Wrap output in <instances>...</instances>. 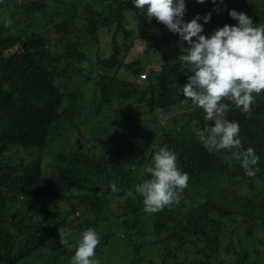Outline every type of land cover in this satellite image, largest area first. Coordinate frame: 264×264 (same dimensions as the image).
I'll return each mask as SVG.
<instances>
[{
	"label": "trees",
	"instance_id": "16d2710c",
	"mask_svg": "<svg viewBox=\"0 0 264 264\" xmlns=\"http://www.w3.org/2000/svg\"><path fill=\"white\" fill-rule=\"evenodd\" d=\"M203 4L211 13L204 23L207 36L238 23L229 15L232 5L254 24H264V0ZM129 13L144 30L147 48L159 51L164 60L150 67L153 79L146 84L118 76L124 66L134 77L145 69L139 60L123 65L121 59L130 35ZM9 19L13 23L6 27ZM101 31L112 37V54L97 53L91 60L87 50ZM122 31L124 43L119 40ZM187 47L164 24L149 21L133 0H0V264H21L42 249L53 254L51 264H60L74 256L75 248L61 245L59 230H70L69 241L75 244L83 231L99 232L102 224L108 231L99 237L96 254L103 242L122 234L133 256L130 264H147V252L154 256L148 264H190L181 253L185 246L200 244L205 257L200 264H216L218 258L210 259L221 251L224 227L245 224L252 240L256 231H264V92L253 94L250 118L234 105L225 117L239 122L242 149L252 147L260 156L254 176L246 175L232 150L209 151L200 140L198 133L214 126L201 109L187 119L185 115L178 129L157 127L172 107L184 105L183 95L181 102L174 101L172 86L173 80L185 85L192 75L185 73L190 66L177 61ZM75 76L84 89L69 88L66 80L77 84ZM87 86L93 93L90 108ZM106 109L111 110L108 116ZM123 127L133 130L128 138L113 133ZM165 146L177 154L189 186L179 193L178 203L153 213L151 234L135 185L143 167H152L154 154ZM112 183L119 188L116 194ZM242 183L248 195L237 190ZM112 201L120 215L108 210ZM262 236L257 241L264 247ZM145 238H154L152 246L143 243ZM233 240L225 248L234 255L230 264H252V258L264 256L258 246L249 250L240 236Z\"/></svg>",
	"mask_w": 264,
	"mask_h": 264
},
{
	"label": "clouds",
	"instance_id": "9594fccd",
	"mask_svg": "<svg viewBox=\"0 0 264 264\" xmlns=\"http://www.w3.org/2000/svg\"><path fill=\"white\" fill-rule=\"evenodd\" d=\"M135 8L151 21L155 18L164 24L173 34H178L180 41L188 47L178 57L182 65L190 66L185 72L192 73L188 82L182 87L176 85L178 94L192 102L195 107L204 111V119L214 122L208 124L198 135L209 151L232 150L233 155L241 161L246 175L254 176L260 156L252 147L242 149L238 138L240 125L238 121L225 119L231 105L239 109L246 118H250L254 95L264 92V24L256 25L246 13L229 11L236 25L225 24L210 36L204 35L203 20L208 23L211 13L197 15L190 22L184 20L186 13L185 0H133ZM205 3L206 0H197ZM215 4L217 0H212ZM223 3V0H220ZM13 21L8 20L6 27ZM195 38V39H194ZM143 76H145L143 78ZM149 75L140 74V82L148 81ZM177 154L166 146L160 148L152 158L153 166L147 168L150 179L135 185V194L143 197L144 211L158 213L165 207L178 203L179 193L188 188L189 175L177 166ZM111 192L116 194L119 188L115 183L110 185ZM127 195L134 198L132 190ZM70 230H59L62 246L75 248L71 264H99L93 259L96 249L101 244L93 228L83 231L81 239L75 244L69 241Z\"/></svg>",
	"mask_w": 264,
	"mask_h": 264
},
{
	"label": "rangeland",
	"instance_id": "374dc122",
	"mask_svg": "<svg viewBox=\"0 0 264 264\" xmlns=\"http://www.w3.org/2000/svg\"><path fill=\"white\" fill-rule=\"evenodd\" d=\"M185 2H186L187 10H186L184 19L186 22L191 21L192 17L195 18L197 15H200V16L207 15V8H205V4L198 3L197 0H185ZM233 9L238 11L237 5H232L231 10H233ZM126 21H127L126 29L130 33V35L128 37L127 44L121 47V49L123 50V52H122L123 57L121 58L123 65L131 63L134 60H139L143 64V67L145 68L144 71L142 72V74L146 73L148 75V70L150 69L151 66L152 67H159L163 64L164 60L161 57L159 51H157L156 49H148L147 48L146 40L143 39V38H146L144 30L139 27L138 22L135 19H133V15L131 13L127 14ZM199 23L204 24L203 21L202 22L199 21ZM208 27L209 26L205 25L204 30L207 29ZM113 30H114V28H112V31ZM123 37H124V35H123V31H122L119 34V40H121ZM111 40H112V37L107 31H101L100 34H98L96 40L90 44L89 49L87 50L89 52L88 54H89V57L91 58V60L95 59L94 55H96L97 53L102 57H110L112 54ZM121 41H122V43H124V40H121ZM166 45H167L166 41H162L160 43V46L163 48L164 51L167 48ZM126 47H129V49L126 50ZM86 73H88V71H86ZM118 76L120 78H123V79H128L129 82L134 80V79L138 80V78L136 76L134 77L133 73L129 72L125 66L122 68V70ZM149 77H148V81L152 82L153 77L152 76H149ZM74 78H75V81L77 82V84H75L74 81L71 82L69 80H66V82H67V84L71 90H74V88L76 86H79L82 89H84L86 87L85 85H83L81 79H78L76 76ZM136 82L138 83V81H136ZM147 82H144V84H146ZM176 85L182 87L183 84L179 83L178 80H173L172 89L174 91V101L175 102H181L182 94H178L177 89H176ZM90 91H91L90 87L87 86V91H86V93H84L86 96L85 102H86L87 107H89V108L93 107V104L88 103L89 100H92V97H93V95H92L93 93ZM177 108H179V109H177ZM198 110H199L198 107H195L193 104L190 106V104L185 99L184 105H177L176 104V107H174V108L172 107L170 109L169 114H167L166 117L164 118V120H162L163 124H159V125H157V127L165 128V129H169L170 127H174V128L178 129V128H180L179 127L180 124H183V118H185L184 117L185 115H186V119H187V114H191V113L196 112ZM110 114H111V110L109 109V111H108V109H106L104 116L105 115L108 116ZM97 119H100V118H97ZM94 122H98V121L93 120V123ZM131 132H133V130L131 131V128H125V127L121 128V129L113 130L114 134H119V135H122L126 138L129 137ZM126 138H124V139H126ZM67 139H68V144H67ZM77 139H81L82 141L87 142L85 139H83V137H77ZM64 142L67 145L72 143L71 137L68 134H67V137L64 138ZM57 145H59V144H57ZM24 154L29 155L26 152ZM148 167H151V164L147 163L143 167V169L141 171V176H139L138 183H142L148 175H151L150 173L147 172ZM236 188L239 192L243 193L244 195H248V194H246V193H248V186L246 183H242L239 186H237ZM181 197L183 200L184 199L188 200V198H186V197H183V196H181ZM108 210L110 211V213H112L111 215H113V216L120 215L119 205L116 204L114 201H112L110 203ZM142 220L148 226V228H149L148 232L153 234V229H152L153 228V226H152L153 213H146L145 212L143 217H142ZM224 230H225V236L221 240V251L217 257L212 255V257L210 259V263H212L214 261L213 260L214 258H218V260L215 261L216 264H230V263H232L234 261V259H233L234 255L225 251V248H226V246H228L231 238H233L234 239L233 241L236 242V241H238L239 236H240V238H242V240H244L245 246L247 248H249V250H253V248H256L258 246V249H260L261 251L264 252V247L259 246V242L257 241V240L262 241V237H263L262 235L264 234L263 230L262 231L261 230L256 231L254 240H252L250 237L247 236L245 224H243V225L242 224L240 225L238 223L234 224V225L229 224L228 226L224 227ZM233 230H237V234L234 236H231L230 232H232ZM106 231H108L107 225L102 224L99 232H97L98 238L101 237ZM121 236H122V234H117L115 236V238H113L111 241L103 242L100 252H98L93 259L97 260L99 262V264H130L132 257H133L131 252H130L131 249L127 246L126 242L121 238ZM71 237L72 236H69V239ZM153 242H154V238H145L143 240V243L146 246H152ZM202 248H203V244H200L198 247H196L194 245L185 246L184 250L181 253V259L184 262H187L190 264H200L202 261H205V257H204V254L202 252ZM146 254H147V264H148V262L150 260H153L154 256L150 252H147ZM52 256H53V254L50 252V250L42 249V250L35 251L34 253H32L21 264H51ZM71 260H72V257L66 258L62 262H60V264H71ZM258 261L264 262V256H261L259 258H256V257L252 258L251 263L255 264Z\"/></svg>",
	"mask_w": 264,
	"mask_h": 264
},
{
	"label": "built area",
	"instance_id": "2783aa9c",
	"mask_svg": "<svg viewBox=\"0 0 264 264\" xmlns=\"http://www.w3.org/2000/svg\"><path fill=\"white\" fill-rule=\"evenodd\" d=\"M145 76H143V78H144Z\"/></svg>",
	"mask_w": 264,
	"mask_h": 264
}]
</instances>
